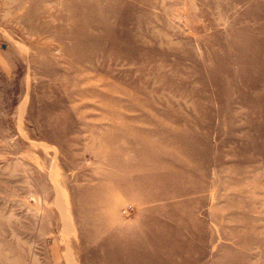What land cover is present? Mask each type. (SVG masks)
Listing matches in <instances>:
<instances>
[{"label": "rangeland", "instance_id": "374dc122", "mask_svg": "<svg viewBox=\"0 0 264 264\" xmlns=\"http://www.w3.org/2000/svg\"><path fill=\"white\" fill-rule=\"evenodd\" d=\"M0 264H264V0H0Z\"/></svg>", "mask_w": 264, "mask_h": 264}]
</instances>
